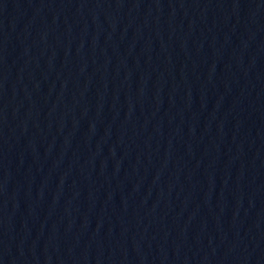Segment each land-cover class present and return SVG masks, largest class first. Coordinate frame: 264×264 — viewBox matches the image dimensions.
I'll list each match as a JSON object with an SVG mask.
<instances>
[{"label": "water", "instance_id": "1", "mask_svg": "<svg viewBox=\"0 0 264 264\" xmlns=\"http://www.w3.org/2000/svg\"><path fill=\"white\" fill-rule=\"evenodd\" d=\"M0 264H264V0H0Z\"/></svg>", "mask_w": 264, "mask_h": 264}]
</instances>
